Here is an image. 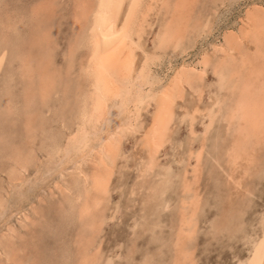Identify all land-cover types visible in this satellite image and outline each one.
Instances as JSON below:
<instances>
[{
    "label": "rangeland",
    "instance_id": "1",
    "mask_svg": "<svg viewBox=\"0 0 264 264\" xmlns=\"http://www.w3.org/2000/svg\"><path fill=\"white\" fill-rule=\"evenodd\" d=\"M78 3L0 0V264H250L259 251L264 264V134L256 142L228 122L240 82L264 71V36L253 37L248 19H264V0H156L132 73L135 80L145 57L157 58L141 88L154 98L121 141L107 193L85 219L77 196L94 167L77 163L66 141L86 90ZM168 25L178 34L160 48ZM242 29L249 35L228 50L225 38ZM226 53L234 66L217 71ZM182 69L188 81L148 168L161 90ZM117 109L110 125L123 118Z\"/></svg>",
    "mask_w": 264,
    "mask_h": 264
},
{
    "label": "bare ground",
    "instance_id": "2",
    "mask_svg": "<svg viewBox=\"0 0 264 264\" xmlns=\"http://www.w3.org/2000/svg\"><path fill=\"white\" fill-rule=\"evenodd\" d=\"M92 2H94L93 5ZM155 2L156 0H79V5L76 7L75 25L79 21L86 19L85 32L82 31L84 34L82 38L80 37L82 39V48L86 49L87 52L84 67L86 90L83 92L78 124L66 141L67 147L69 149L72 148L75 153L77 152V163L87 162V159H91L90 163L94 167L90 177H87V174V176L85 175L87 181L89 180L87 191L77 196V200L83 197L77 212L81 219L89 217L100 204V195L107 193L115 160L119 156L118 151L121 141L127 134L135 133V124L141 108L148 100H153L154 98V95L148 92L149 90L145 93L141 88L147 85L148 79H151L148 75L149 63L156 57L152 59L149 56L145 57L146 61L135 80L132 79V73L135 63V48L138 47L137 44L144 33V24L147 22V18L154 11ZM124 7V17L119 22ZM250 13L248 12V14ZM255 14L251 13L250 16L248 15V19L252 16L250 20L253 23L254 30L256 29V35L253 34V37L259 38L260 35L264 36V19L258 13L255 12ZM177 15L180 14L178 13ZM178 28L173 29L168 25L162 33V30L160 31V48L168 46L167 43L170 42V39L178 34V32L176 33ZM242 31L235 36L229 34L225 38L224 46L228 50L232 48L238 49L240 41H242L240 38H245L249 35L243 29ZM230 56L227 55V59L224 57L225 60L221 58L223 59L222 62L219 59L221 63H219V68H216L217 71L218 69L225 71L228 68H233V60ZM242 64L244 66L245 62L243 61ZM202 65L204 66L205 64L202 63ZM230 65L233 66L230 68ZM1 66L2 58H0V70ZM187 76L182 69L171 77L170 81L165 85L164 91L161 90L163 92V100L149 136L148 168L153 166L155 156L165 144L166 134L172 121L171 105L174 99L181 98L180 86L182 83H187ZM252 76L254 79L249 76L240 82L238 94L230 109L228 122L229 124L236 122L237 129L243 133V136L246 137L248 135L255 138L257 142L259 140V132L264 134V71H258ZM134 87L138 88L135 89L137 90L136 93L133 92ZM113 108H118L117 111H121L123 118L110 125ZM235 154L237 155L238 152H235ZM21 169H23L22 166ZM89 193L95 194L89 196ZM183 217V224L187 226L189 221L184 214ZM181 232L185 234L184 228L181 229ZM258 254H260V251ZM258 254H254L250 264H259Z\"/></svg>",
    "mask_w": 264,
    "mask_h": 264
}]
</instances>
